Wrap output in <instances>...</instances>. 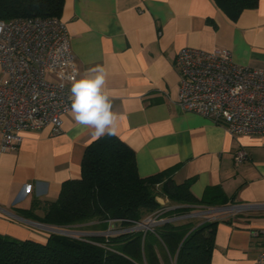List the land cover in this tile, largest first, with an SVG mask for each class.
<instances>
[{
    "label": "crops",
    "instance_id": "obj_1",
    "mask_svg": "<svg viewBox=\"0 0 264 264\" xmlns=\"http://www.w3.org/2000/svg\"><path fill=\"white\" fill-rule=\"evenodd\" d=\"M60 17L76 78L96 66L106 69V87L120 117L116 136L134 151L141 177L175 167L174 181L193 179L196 197L220 187L228 204L253 205L217 221L209 264H256L264 249V207H257L264 205V134H233L182 110L176 103L175 58L186 46L225 47L236 63L264 69V0L236 20L213 0H64ZM60 73L45 75L60 81ZM92 141L91 131L76 124L68 110L58 132L51 125L22 131L16 146L0 148V234L46 240L49 226L24 211L35 203L34 212L41 214L63 181L80 176ZM240 148L246 158L237 163L234 153Z\"/></svg>",
    "mask_w": 264,
    "mask_h": 264
},
{
    "label": "trees",
    "instance_id": "obj_2",
    "mask_svg": "<svg viewBox=\"0 0 264 264\" xmlns=\"http://www.w3.org/2000/svg\"><path fill=\"white\" fill-rule=\"evenodd\" d=\"M213 2L231 20L258 4V0ZM63 4L64 0H0V19L60 16ZM174 170L141 177L134 151L118 136H105L86 147L78 178L63 181L57 198L45 201L41 214L34 212V203L24 215L52 227L101 232L109 228L111 219H128L121 226L143 220L159 207L156 197L160 194L182 205L168 211L170 216L197 205L229 202L220 187H210L204 196L196 197L190 190L193 179L177 183ZM216 223L165 222L153 230L85 239L47 232L44 242L0 234V264H209Z\"/></svg>",
    "mask_w": 264,
    "mask_h": 264
},
{
    "label": "built area",
    "instance_id": "obj_3",
    "mask_svg": "<svg viewBox=\"0 0 264 264\" xmlns=\"http://www.w3.org/2000/svg\"><path fill=\"white\" fill-rule=\"evenodd\" d=\"M175 63L180 70L176 103L182 110L206 116L225 125L233 134H264V69L236 63L231 50L225 47H182ZM0 70L1 150L16 146L22 131L51 125L58 132L62 116L70 109L68 83L77 71L65 21L60 16L0 19ZM46 71L61 72V80L47 79ZM245 158L243 149L235 151L237 163ZM156 199L159 207L130 226L119 224L128 219L117 218L111 219L109 228L101 232L69 227L47 229L85 239L95 234L153 230L165 222L218 221L229 212L253 207L228 203L197 205L186 213L170 216L168 211L182 205L163 194ZM256 264H264V249L258 253Z\"/></svg>",
    "mask_w": 264,
    "mask_h": 264
},
{
    "label": "clouds",
    "instance_id": "obj_4",
    "mask_svg": "<svg viewBox=\"0 0 264 264\" xmlns=\"http://www.w3.org/2000/svg\"><path fill=\"white\" fill-rule=\"evenodd\" d=\"M107 72L96 66L72 76L69 113L76 124L91 131L93 140L118 134L119 115L113 111L114 93L106 87Z\"/></svg>",
    "mask_w": 264,
    "mask_h": 264
},
{
    "label": "rangeland",
    "instance_id": "obj_5",
    "mask_svg": "<svg viewBox=\"0 0 264 264\" xmlns=\"http://www.w3.org/2000/svg\"><path fill=\"white\" fill-rule=\"evenodd\" d=\"M229 211H226V213H228ZM43 226H46V225H43ZM52 227V226H51ZM47 232H50V230L49 229H47Z\"/></svg>",
    "mask_w": 264,
    "mask_h": 264
}]
</instances>
